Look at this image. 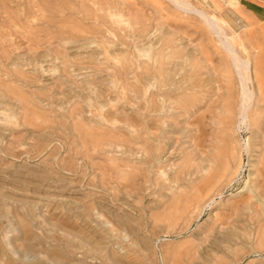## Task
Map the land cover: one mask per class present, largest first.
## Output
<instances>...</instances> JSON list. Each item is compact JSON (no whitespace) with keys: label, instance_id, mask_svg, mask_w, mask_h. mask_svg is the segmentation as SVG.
Masks as SVG:
<instances>
[{"label":"rangeland","instance_id":"obj_1","mask_svg":"<svg viewBox=\"0 0 264 264\" xmlns=\"http://www.w3.org/2000/svg\"><path fill=\"white\" fill-rule=\"evenodd\" d=\"M241 7L0 0V264H264V0Z\"/></svg>","mask_w":264,"mask_h":264},{"label":"crops","instance_id":"obj_2","mask_svg":"<svg viewBox=\"0 0 264 264\" xmlns=\"http://www.w3.org/2000/svg\"><path fill=\"white\" fill-rule=\"evenodd\" d=\"M223 4L222 9V15L225 18L226 21H228L230 24H238L240 22V13L237 11L236 8H240L243 4L244 0H220ZM244 8V7H241ZM231 17V18H230Z\"/></svg>","mask_w":264,"mask_h":264},{"label":"bare ground","instance_id":"obj_3","mask_svg":"<svg viewBox=\"0 0 264 264\" xmlns=\"http://www.w3.org/2000/svg\"><path fill=\"white\" fill-rule=\"evenodd\" d=\"M171 1H172V0H171ZM184 5H185V4H184ZM193 8H194V7H193ZM193 10H194V9H193ZM193 10H192V11H193ZM200 11H201V10H199V12H200ZM199 12H198V13H199ZM195 13H197V12H195ZM197 16H198V15H197ZM201 17H202V16H201ZM203 18H204V16H203ZM201 19H202V18H201ZM207 21H208V20H207ZM210 24H211V23H210ZM214 30H215V29H214ZM218 34H219V33H218ZM229 45H230V44H229ZM234 58H235V57H234ZM236 66H237V65H236Z\"/></svg>","mask_w":264,"mask_h":264}]
</instances>
